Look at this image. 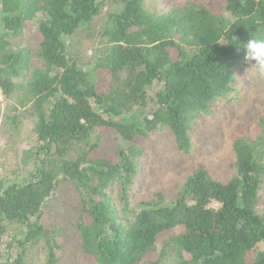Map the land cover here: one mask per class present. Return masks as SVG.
<instances>
[{
    "label": "trees",
    "instance_id": "obj_1",
    "mask_svg": "<svg viewBox=\"0 0 264 264\" xmlns=\"http://www.w3.org/2000/svg\"><path fill=\"white\" fill-rule=\"evenodd\" d=\"M144 1L0 0V89L15 109L8 119L34 124L30 178L0 183V241L10 224L27 226L7 262L34 264L28 244L43 238L47 264L57 263L52 232L38 221L68 180L80 196L81 246L94 264H264L258 139L234 140L228 180L201 165L172 201L156 193L132 203L149 134L166 127L188 151L193 125L233 91L245 44L264 39V0H223L220 11L187 0L164 13ZM112 2L120 7L99 32L90 71L64 38ZM26 36L33 45L17 43Z\"/></svg>",
    "mask_w": 264,
    "mask_h": 264
},
{
    "label": "rangeland",
    "instance_id": "obj_2",
    "mask_svg": "<svg viewBox=\"0 0 264 264\" xmlns=\"http://www.w3.org/2000/svg\"><path fill=\"white\" fill-rule=\"evenodd\" d=\"M185 1L187 0H145L144 4L152 12L164 13ZM196 1L214 11H220L223 7V0ZM119 7L114 2L109 3L90 27L79 29L64 38L70 55L90 71V58L98 43L99 32L105 26L109 14ZM17 41L19 44L33 45L30 36ZM255 63L246 59L245 54L235 65L233 91L219 98L213 104L211 112L193 125L192 143L188 151L178 148L171 131L166 127L157 128L149 134L147 149L141 156L140 171L132 186L133 205L150 199L156 193H162L164 200L172 201L177 197L186 178L201 165H204L213 177L226 181L235 173L234 140L249 136L264 142V74L255 67ZM97 75V71L93 73L95 79ZM14 113L13 102L4 96L0 89V183L5 184L13 181L23 182L30 178L32 167L30 147L33 143L34 124L30 118H22L17 126L8 119V116H13ZM143 116L139 115L138 118L142 119ZM79 205L80 196L74 183L65 180L43 208L38 222L52 232L53 243L56 245V264H94L83 252L76 227ZM217 205L214 203V206ZM257 209L264 213V185L260 190ZM26 231L25 224L14 223L8 226L7 233L0 241V264H11L7 262L8 254H17V240L23 239ZM48 256L45 239H40L31 247L28 244L29 261L34 264H47ZM158 257L156 254L153 259ZM173 263L171 258H164L160 262Z\"/></svg>",
    "mask_w": 264,
    "mask_h": 264
},
{
    "label": "clouds",
    "instance_id": "obj_3",
    "mask_svg": "<svg viewBox=\"0 0 264 264\" xmlns=\"http://www.w3.org/2000/svg\"><path fill=\"white\" fill-rule=\"evenodd\" d=\"M246 59L255 61V67L264 74V39H249L245 44Z\"/></svg>",
    "mask_w": 264,
    "mask_h": 264
}]
</instances>
